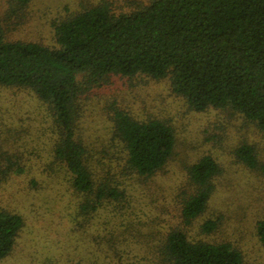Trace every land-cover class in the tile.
<instances>
[{
	"label": "trees",
	"instance_id": "1",
	"mask_svg": "<svg viewBox=\"0 0 264 264\" xmlns=\"http://www.w3.org/2000/svg\"><path fill=\"white\" fill-rule=\"evenodd\" d=\"M31 1L7 0L0 11V87L29 91L46 107L52 156L69 174L83 226L102 215L128 219L126 212L137 200L132 182L160 171L175 148L168 122L135 118L112 103L109 142L116 153L106 150L103 162L94 160L76 132L80 105L113 76L168 78L171 91L189 109H230L255 123L264 137V0H147L119 12L99 0L53 22L52 45L9 38L26 19ZM234 152L256 168L250 144ZM21 158L15 150L0 149V180L23 173ZM220 170L209 154L186 166L177 193L182 225H192L204 213ZM218 223L206 219L200 231L210 234ZM22 226L19 214L0 208V259L12 250ZM123 231L110 233L116 238ZM256 235L264 247V218L256 223ZM118 242L112 238L105 248L116 253ZM146 245L153 264H246L231 243L191 239L179 227Z\"/></svg>",
	"mask_w": 264,
	"mask_h": 264
},
{
	"label": "rangeland",
	"instance_id": "2",
	"mask_svg": "<svg viewBox=\"0 0 264 264\" xmlns=\"http://www.w3.org/2000/svg\"><path fill=\"white\" fill-rule=\"evenodd\" d=\"M97 1L32 0L26 19L9 38L52 45L53 22ZM106 1L116 12L147 2ZM6 7L7 0H0V11ZM112 103L135 118L168 122L176 136L175 148L160 171L147 180L132 182L137 200L126 212L128 219L102 215L83 226L69 174L52 156L53 134L46 107L29 91L0 87V149L17 151L24 165L23 173L0 180V208L23 219L12 250L0 264H153L146 240L155 242L174 227L191 239L229 242L241 251L246 264H264V247L256 235V223L264 218V137L255 123L230 109H189L171 91L168 78L113 76L84 96L76 126L77 135L99 162L106 150L111 156L116 153L109 142ZM242 143L253 147L256 168L235 156ZM204 154L215 158L221 170L212 180L214 191L206 210L192 225L184 226L177 193L185 183L186 166ZM98 165L101 171L102 164ZM206 219L219 220L210 234L200 231ZM122 229L123 234L111 236L110 232ZM149 232L151 236L146 235ZM112 238L120 241L116 253L105 248Z\"/></svg>",
	"mask_w": 264,
	"mask_h": 264
}]
</instances>
